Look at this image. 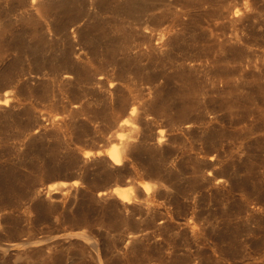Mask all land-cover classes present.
<instances>
[{
	"label": "rangeland",
	"instance_id": "obj_1",
	"mask_svg": "<svg viewBox=\"0 0 264 264\" xmlns=\"http://www.w3.org/2000/svg\"><path fill=\"white\" fill-rule=\"evenodd\" d=\"M5 95L0 264H242L264 0H0Z\"/></svg>",
	"mask_w": 264,
	"mask_h": 264
},
{
	"label": "bare ground",
	"instance_id": "obj_2",
	"mask_svg": "<svg viewBox=\"0 0 264 264\" xmlns=\"http://www.w3.org/2000/svg\"><path fill=\"white\" fill-rule=\"evenodd\" d=\"M32 3L36 0H31ZM76 31H73L75 34ZM81 53V52H80ZM78 53L77 57L80 55ZM9 101L8 95L0 100V105H6ZM136 112V107H132L130 116ZM128 121L124 120L123 124ZM163 139L162 133L160 140ZM117 143L111 144L108 150V156L111 162L118 166L122 163L126 153L127 140L118 138ZM74 182L72 186H76ZM69 185L61 183L48 188V192L59 188H67ZM145 192L148 194L151 185L149 183L142 184ZM240 199V221L237 226L240 246L242 249V264H248L249 260L254 262H261L264 260V171H252L249 175L244 176L239 186ZM229 191V190H228ZM114 193L123 201L131 202L136 197L134 195V188H116Z\"/></svg>",
	"mask_w": 264,
	"mask_h": 264
}]
</instances>
